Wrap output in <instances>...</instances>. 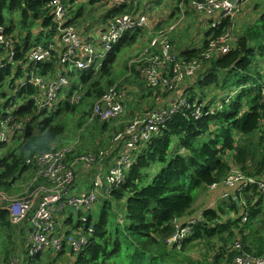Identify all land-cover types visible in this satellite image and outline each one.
I'll use <instances>...</instances> for the list:
<instances>
[{"label":"trees","instance_id":"1","mask_svg":"<svg viewBox=\"0 0 264 264\" xmlns=\"http://www.w3.org/2000/svg\"><path fill=\"white\" fill-rule=\"evenodd\" d=\"M7 1L1 0L0 6H6ZM99 1L90 0L92 4ZM47 3L48 0H10L9 10L19 12L22 18V31L17 37L20 43L31 40V25L39 20H43L44 32L53 31L55 24L48 17L45 9ZM82 14L79 11L76 18ZM0 25H4L1 17ZM14 29L13 25L8 27L10 33L15 32ZM220 33L217 31L216 35ZM138 34L130 37L128 33L98 73L74 72L71 75L72 89L64 94L62 102L50 112L39 110L30 96H26L28 104L17 112L27 122L23 123L25 131L14 136L7 144L0 143V149L7 148L8 144L12 146L0 158V193L10 192L13 185L32 169L27 165L29 158L42 152L58 151L54 143L67 132L66 118L78 113L83 107V119L87 116L89 119L95 103L110 89L117 87L127 94L126 84L132 82V76H137L143 92H147V95L143 93L142 98H155V93L144 87L139 64L128 65L131 75L123 83L114 85L115 81L108 78L113 74L117 53L125 45H131ZM213 34H207L202 48L186 50L180 58L187 61L198 58ZM33 47L29 44L24 46V53L20 54L18 61L23 63L29 60L27 53ZM18 49L21 51L23 47L19 46ZM58 62L59 57H56L53 61L41 64L42 75L50 74L49 78H52L61 72ZM11 74L10 67L0 70L1 87ZM197 82L199 86L209 87L217 93L207 102L208 94L203 91L201 94L196 93L186 80L183 95L189 107L179 109L166 122L165 128L135 152L133 165L125 172V181L121 185L109 191L105 185L102 186L103 195L107 197L102 198L98 212L91 209L84 213L87 224L80 223V227L93 229L91 244L79 255L69 250L59 254L48 251L46 258L50 262L46 264H55L64 256L71 258V263L65 264H230L235 257L232 246L236 241L243 243L245 251L264 256V193L256 187L248 188L242 196L237 195L239 206L233 198L229 201L224 199V192L211 190L215 184L222 185L233 168L252 178H264V111L260 105L264 88V11L243 34H236L230 53L204 63L194 85ZM78 91L83 94L82 100L72 105L70 100ZM33 93L34 90L29 91V94ZM156 95H161L160 91ZM128 107L131 112L124 117L127 121L119 129H113V132H108L104 127L116 120H97L103 124H98L90 134L95 135L94 132L101 129L109 138L107 146L98 151L109 148L111 141L134 118L154 111L156 105L148 106L144 113H135L140 110H134L131 105ZM197 107H201L202 111L198 119L195 118ZM83 136V133H79V141ZM77 147V144L73 146L68 155L69 162L85 154ZM116 154L117 151L111 156ZM41 182H37L34 188ZM75 182L76 179L73 186ZM224 187L222 185L219 188ZM199 191L222 201L215 208L211 203L210 207L203 210L194 209ZM96 212L98 216L95 219ZM201 213L202 220L196 223L182 243L168 242L178 233L175 220L185 226ZM245 217L246 222L243 221ZM17 229L11 222L9 211L0 206V237L4 233H15ZM19 232L23 234V229L20 228ZM196 242L198 244L194 248H199L201 254L205 252L202 259L200 255L196 259L190 255L193 249L190 245ZM41 257L39 255L33 261L41 260ZM66 261L69 262V259Z\"/></svg>","mask_w":264,"mask_h":264},{"label":"built area","instance_id":"2","mask_svg":"<svg viewBox=\"0 0 264 264\" xmlns=\"http://www.w3.org/2000/svg\"><path fill=\"white\" fill-rule=\"evenodd\" d=\"M244 1L246 0H172L175 17L182 15L183 20L187 13L195 15L200 21L209 23L211 32L214 33L198 58L192 61L180 58L176 46L169 39L168 35L176 30L178 23L168 27L162 26L157 21L155 7L149 0H112L115 12L111 13L105 22L106 28L99 38L81 36L78 25L69 19L67 0H48V17L55 27L53 31L46 32L49 42L37 43L27 53L29 60L23 63L18 61L20 54L24 53L23 42L17 40L15 32L8 31V26L0 25V70L10 67L13 73L14 68L17 72L18 69L21 68L22 71L23 67L29 66V78L19 86L13 83L11 88L15 89L20 97L30 96L39 110L55 109L62 102L64 94L72 89L71 75L74 72L101 71L110 54L128 33L134 31L149 34L152 37L151 43L156 39L159 41L145 52L137 64L140 65L141 78L146 88L155 93L156 102L162 105L159 110L149 111L134 118L125 130L111 141L112 145L107 149L82 154L71 162L68 161V155L73 148L42 152L27 160V165L32 167L34 175L31 184L40 181H45L46 184L42 186L41 183L31 193L19 198L0 193V203L9 211L12 224L20 226L27 222L29 225L26 239L29 261L25 263L23 257L15 254L6 264H33L34 258L48 251L59 254L69 250L79 255L86 250L91 244L90 234L94 232L92 228L82 227L79 229L80 233L75 235L65 234L59 229L58 216L64 215L69 207L79 213L80 223L86 225L87 217L83 213L89 212L98 201L96 188L80 195L72 194L76 168L91 170L104 164L117 151V161L108 173L109 187L105 186L109 191L121 185L125 181V171L133 165L134 154L139 147L150 142L165 128L166 122L179 109L189 107L183 95L186 80L193 81L197 74L202 72L205 62H211L232 51L236 41L234 18ZM226 23L229 25H225ZM217 31L221 33L216 35ZM57 38L60 39L61 46H58ZM19 46L23 47L21 51ZM56 57H59L61 72L52 78H49L50 74L42 75L40 65L53 61ZM30 90H34V93L29 94ZM158 91L161 93L159 96L156 95ZM82 97L78 91L72 96L70 103L79 104ZM15 99L16 97L11 102L13 111L8 109L6 112H0L1 143L7 144L14 136L25 131L23 123L26 121L17 115L20 107L14 103ZM260 105L264 111V88ZM125 107L126 93L114 87L95 103L89 122L118 120L125 114ZM201 112L200 108H197L195 118H200ZM98 185L103 186L100 182ZM222 185L231 191L224 192L223 195L228 201L231 198L239 199L237 195L242 196L250 187H256L264 193V178L249 177L236 168L229 172ZM222 185L215 184L211 190L216 191ZM202 213L189 220L185 226L175 220L178 233L168 242L182 243L196 223L202 220ZM243 221L246 222L247 217ZM232 251L235 257L230 264H264V256L245 251L241 241L233 244Z\"/></svg>","mask_w":264,"mask_h":264},{"label":"rangeland","instance_id":"3","mask_svg":"<svg viewBox=\"0 0 264 264\" xmlns=\"http://www.w3.org/2000/svg\"><path fill=\"white\" fill-rule=\"evenodd\" d=\"M1 1V0H0ZM152 6L155 7V17L157 21L160 22V24L164 27L172 26L176 23H178L176 30L173 33H170L168 36L171 42L176 46V51L179 55V57L182 56V53L186 50H193L198 47H202L205 44V40L207 37V34L211 32V27L209 23L206 21H200L195 17V15H192L190 13H187L185 15V18L181 20L182 15H178L177 17L174 16L175 9L173 7L172 0H155L150 1ZM103 5L101 6L98 3H91L90 0H77L76 4L73 2V0H67V5L70 12L69 19L71 20L72 17L75 19L76 15L79 11L83 12V18L86 16L85 21L86 23H89V25H92L97 22H101L102 18H100L103 13H110L111 11H114L112 2L110 0H103ZM101 3V4H102ZM9 4L10 0L7 1L6 6L1 7L0 6V17L4 20V24L6 26H11L15 28V33L17 34V37L21 34L22 28H21V21L22 18L20 16L19 12H11L9 10ZM75 4V5H74ZM264 11V0H246L242 3L240 7L239 13L234 18L235 23V33L237 35H241L244 33V31L253 25L263 14ZM107 14V15H108ZM85 15V16H84ZM31 32H32V38L29 42V45L33 47L34 44L38 43L41 44H47L49 42V37L46 32L42 30V27L38 24H32L31 25ZM29 31V30H28ZM43 31V34L41 32ZM92 29L90 30V33H92ZM137 32H131L130 37H133ZM152 37L147 33H139L137 36H135V40L131 45H125L118 53L117 57L115 58V64H113L112 68V76L108 77L109 79H113L115 81L114 85H117L119 83H123V81L129 77L130 70L127 68L128 65L137 64L140 58L143 57L146 51L150 50L152 48V45L158 44V39L153 40L151 43ZM27 41H23V45L26 46ZM128 44V43H127ZM21 74L17 78V74ZM30 74V68L28 65L22 68V71L20 69L15 72L14 71L11 75H9L10 79L6 78L5 84L1 87L0 86V112H6L8 109L13 111V108L11 107L12 100L16 97L14 103L18 105L19 107L26 106L28 104L26 97H20L17 95V91L15 89H12L11 86L14 83L16 86H19L23 84L28 78ZM201 71L197 74L200 75ZM14 75V76H13ZM196 76V77H197ZM14 79V80H13ZM129 79V78H128ZM132 82H128L126 84V88H128V92L126 94V104L127 108L125 107V114L123 117L119 120L107 123L105 129H107L108 132H113V129H119L121 124L126 122L127 119H124L127 115L130 114L131 109H129V105L133 107L134 110H140V111H134L135 113H144L146 108H148L149 105L155 104L156 107L160 105L159 103H156L155 98L152 97H145L143 99V93L147 95V92H143V87L139 85L137 76H132ZM14 81V82H13ZM194 81H188L189 84H192V87H194L196 93L201 94L202 91L208 94L207 102L211 100V98L217 93V91H214L213 89H210L209 87H202L199 86L198 82L194 85ZM13 82V83H12ZM12 83V84H11ZM144 83V82H143ZM144 87L145 84H144ZM189 89V88H187ZM186 89V90H187ZM81 93V91H80ZM82 94V93H81ZM83 95V94H82ZM188 101V100H187ZM186 101V102H187ZM200 108L201 107H197ZM50 112V109H45ZM84 108H80L78 113L72 115L71 117H67L68 120V127L66 134L59 138L57 142L54 143V146L58 148V150L69 148L72 146V143L74 140L79 138V133H83L84 136L81 140V142L84 145H89L86 150H82L83 153L88 152H96L98 151V145L95 142L93 146V143L91 142V139L93 138V142L96 140H99L102 135H105V132L103 130L95 131V135H91L90 133L93 131V129L97 128L98 124H103L100 122H93L89 125H87V122H89L88 116L86 119H83ZM202 116V112H201ZM200 116V117H201ZM82 123V126L80 125ZM90 123V122H89ZM95 123V125H94ZM34 124V123H33ZM37 124V123H36ZM35 125V124H34ZM93 133V134H94ZM107 135V134H106ZM105 137H108L105 136ZM103 140V139H102ZM101 140V141H102ZM1 143V142H0ZM11 144H8V147L5 149H0V158L3 157L7 152L12 148L10 146ZM63 147V148H62ZM141 146L139 147V149ZM138 149V150H139ZM115 156V155H113ZM113 156L110 158L112 159ZM117 161V154L115 157V162ZM81 168V167H78ZM76 168V174L79 175V178L77 180L76 186L74 188V191H83L87 190L88 192H91L96 188L97 193L100 197V201L94 206L92 209L93 211L99 210L98 206L102 203V198L107 197L103 195L104 189L98 185V183L94 182V176L92 172H86V173H78ZM83 169V168H81ZM85 170V169H84ZM92 170V169H91ZM90 171V170H86ZM126 172V171H125ZM109 172L105 171L104 178H105V185L109 187L107 178L109 176ZM96 176V173H95ZM34 175L32 171L30 170L27 174H24L14 185L10 192H7V194L12 198H19L20 196L27 195L33 191L34 184L32 183ZM42 186L46 184L45 181H42ZM92 187L94 189H92ZM217 191V190H216ZM218 191L220 192H226V188H219ZM6 193V192H4ZM87 193V192H86ZM211 195L214 196V193L211 192ZM222 199L218 200L216 197H211L207 192L199 191L196 195V202L194 204V209H200L203 210L205 208L210 207L211 203H213V207H217L221 203ZM0 206L4 207L0 203ZM97 210V212H98ZM95 214V219L98 216V213ZM85 213V212H84ZM83 213V214H84ZM64 217L66 219H70L71 223L68 225L71 227V231L76 230V226L80 223V215L77 211H75L73 208L69 207L64 214ZM18 229L15 233H4L2 234L3 237H0V264H6L8 260L15 254L18 256L23 257L25 260V263L29 261L28 256V250L26 248V239H27V233L29 229V225L27 222L22 223L20 226H16ZM23 229V234H20L19 230ZM198 243H194L193 245H190L193 249H191L190 255L194 257V259L198 258L199 255L201 256V259L203 257L202 254H205V252H199V248H194L195 245ZM203 247V246H202ZM193 250V252H192ZM7 253H9L7 255ZM8 259V260H7ZM41 260L38 261H32L33 264H46L50 262V259L46 258V253L42 254ZM69 259V262L66 261ZM74 260V258H73ZM65 263H71V258L68 256H64L62 260L57 261L55 264H65Z\"/></svg>","mask_w":264,"mask_h":264},{"label":"crops","instance_id":"4","mask_svg":"<svg viewBox=\"0 0 264 264\" xmlns=\"http://www.w3.org/2000/svg\"><path fill=\"white\" fill-rule=\"evenodd\" d=\"M111 2H112V0H110ZM103 0H100L99 2H97L98 4H100L101 6L103 5ZM102 3V4H101ZM48 4V3H47ZM45 5V9L47 10V13H48V5ZM75 4H76V2H75ZM74 4V5H75ZM96 4V3H95ZM108 13H103V15L100 17V18H102V21L101 22H97V23H94V24H92V25H89V23H86V22H84L85 21V18H86V16L83 18V14L81 15V16H79L78 18H73L72 17V19H71V22L72 23H74V24H76V25H78V27H79V32H80V34H81V36L83 37V38H87V37H92V38H99V36H100V34L105 30V28H106V26H105V22L107 21V19L109 18V16H110V13L107 15ZM21 16V15H20ZM2 18V17H1ZM39 25V26H41L42 27V30H43V20L41 21V20H39V21H37V23L35 24V25ZM5 25V24H4ZM105 26V27H104ZM9 27V26H8ZM104 27V28H103ZM92 29V33H90V30ZM44 31V30H43ZM45 32H47V31H45ZM42 33V32H41ZM27 40V39H26ZM29 42L30 41H27L26 42V44H29ZM57 44H58V46L60 45L61 46V43H59V41H57ZM63 48V47H62ZM198 48H202V47H198ZM204 48V47H203ZM197 49V48H196ZM150 106V105H149ZM160 108H162V105H158L156 108H155V110H159ZM105 136H107L106 135V133H105V135H102L101 137H99L100 139L99 140H95L94 142H93V138L91 139V142L93 143V146H95L94 145V143L96 142L97 143V145L99 146L98 147V149L99 148H102V147H106L107 146V143L109 142V138L108 137H105ZM103 139V140H102ZM102 140V141H101ZM106 142V144L103 146V145H101L102 143H105ZM77 144V149H79L80 151H82V150H86L87 148H88V146L89 145H84L81 141H79V138L78 139H76V140H74V142L72 143V146H70L69 148H73V146H75ZM88 153H91V152H88ZM115 157H116V155L115 156H113V158L111 159H109V160H107L104 164H102V165H100V166H96V167H94L92 170H90V171H86V170H84V169H81V168H78L77 169V171H79L78 173H80V172H82V173H86V172H92V174H93V176H94V182H95V180H96V182H100V183H102L103 185H105V178H104V173H105V171H107V172H109V170L111 169V167H113L114 165H115ZM95 173H96V176H95ZM76 182H75V185L73 186V189H72V194L73 195H80V194H82V193H86V192H88L87 190H83V191H77V192H75L74 191V188H75V186H76V183H77V180H78V178H79V175L78 174H76ZM92 189H94L93 187H92ZM231 193V191L228 189V190H226V193ZM58 219H59V229H60V231H62V232H64L65 234H68V235H75V234H78V233H80V230H79V228H82V227H80V223L75 227L76 228V230L75 231H71V227L68 225L69 223H71L70 221V219H66L65 217H64V215H59L58 216Z\"/></svg>","mask_w":264,"mask_h":264},{"label":"water","instance_id":"5","mask_svg":"<svg viewBox=\"0 0 264 264\" xmlns=\"http://www.w3.org/2000/svg\"><path fill=\"white\" fill-rule=\"evenodd\" d=\"M75 3V2H74ZM151 20H152V18H151ZM27 122H25V124H26ZM235 202L240 206V200L239 199H235Z\"/></svg>","mask_w":264,"mask_h":264},{"label":"bare ground","instance_id":"6","mask_svg":"<svg viewBox=\"0 0 264 264\" xmlns=\"http://www.w3.org/2000/svg\"><path fill=\"white\" fill-rule=\"evenodd\" d=\"M48 10H49V8H48ZM56 41H59V43H61V41H60V39H59V38H57V39H56Z\"/></svg>","mask_w":264,"mask_h":264},{"label":"clouds","instance_id":"7","mask_svg":"<svg viewBox=\"0 0 264 264\" xmlns=\"http://www.w3.org/2000/svg\"><path fill=\"white\" fill-rule=\"evenodd\" d=\"M228 201V200H227Z\"/></svg>","mask_w":264,"mask_h":264}]
</instances>
